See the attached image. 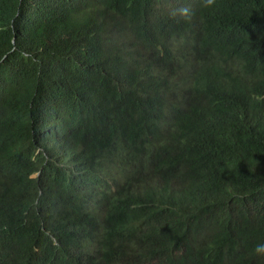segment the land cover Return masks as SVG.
Listing matches in <instances>:
<instances>
[{
    "label": "trees",
    "instance_id": "trees-1",
    "mask_svg": "<svg viewBox=\"0 0 264 264\" xmlns=\"http://www.w3.org/2000/svg\"><path fill=\"white\" fill-rule=\"evenodd\" d=\"M203 2L0 0V264H264V23L254 47L215 0L232 36L211 55L156 44L205 42ZM139 92L150 118L130 115Z\"/></svg>",
    "mask_w": 264,
    "mask_h": 264
},
{
    "label": "clouds",
    "instance_id": "clouds-1",
    "mask_svg": "<svg viewBox=\"0 0 264 264\" xmlns=\"http://www.w3.org/2000/svg\"><path fill=\"white\" fill-rule=\"evenodd\" d=\"M215 3V0H204L203 7H210ZM193 15V9L190 4H185L179 8H174L170 11V16L172 18L179 17L180 19L190 20ZM229 25L232 30V34L238 38H242L254 47L261 44V37H254V35L247 31H253L255 34H260L255 30V24L257 22L264 23V10L260 7L257 0H234L232 7L230 9V14L228 16ZM224 21V15L218 9L210 7L207 13V17L204 20V27L208 35V39L205 42L198 41L194 39L191 33L182 29L174 34L159 37L156 44L166 47L170 52L176 54L179 51L187 52H198V56L211 55L210 53L204 52L205 49L213 47L215 44H220L228 41L232 34L227 33L223 27L222 22ZM217 54V53H214ZM231 56L229 58L230 67L239 64L243 53H230L227 54ZM140 69H153L142 67ZM78 101V105H81L84 101L78 96L77 90L73 89L69 92ZM151 94L139 92L131 95L132 105H130V115L136 119L140 120L142 118H150L152 115L148 111L150 103ZM155 100V116H160L161 118L170 119V127L177 125V118L174 116L176 110H174L168 103L161 101L156 95ZM76 117H80L79 111L76 110L74 114H66L65 124L62 129H68L72 131L71 123ZM172 117V118H171ZM61 129V131H62ZM64 138L62 141H66ZM151 146L146 149L155 148L157 145V140L155 134L151 132ZM116 157V152H111L108 160ZM143 169L140 168V172ZM39 171L30 174V177L36 176ZM16 219L13 220H2V226L0 230L10 229ZM44 231L49 232V230L44 229ZM255 255L264 256V244H259L255 246L253 250Z\"/></svg>",
    "mask_w": 264,
    "mask_h": 264
}]
</instances>
